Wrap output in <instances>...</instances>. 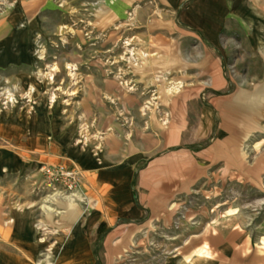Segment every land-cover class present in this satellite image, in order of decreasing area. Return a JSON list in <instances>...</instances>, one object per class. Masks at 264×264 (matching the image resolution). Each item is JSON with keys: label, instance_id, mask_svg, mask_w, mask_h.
<instances>
[{"label": "rangeland", "instance_id": "374dc122", "mask_svg": "<svg viewBox=\"0 0 264 264\" xmlns=\"http://www.w3.org/2000/svg\"><path fill=\"white\" fill-rule=\"evenodd\" d=\"M111 1L0 67V264H264V8Z\"/></svg>", "mask_w": 264, "mask_h": 264}, {"label": "crops", "instance_id": "0c3cea01", "mask_svg": "<svg viewBox=\"0 0 264 264\" xmlns=\"http://www.w3.org/2000/svg\"><path fill=\"white\" fill-rule=\"evenodd\" d=\"M137 1L138 0H112L111 2H109L107 6L104 5V7L127 8V7H131ZM164 1H166L165 5L169 8H179L185 5L186 3H193L197 0H164ZM40 6H41V0H26V1L17 2L15 4L14 9L7 15V17L2 18L0 20V67H5L11 64L20 65L23 64L24 62H28L32 60V54H31L32 39L37 23L35 16ZM210 6H215V4L212 3L210 4ZM225 6L231 7L232 9H241V13H243L242 10L246 11L245 9L248 10L249 8H264V0H230V3L226 4ZM24 21H27L26 26L22 25ZM175 102L180 103L179 99L177 98ZM204 112L207 114V111L205 109ZM174 125L173 127H176ZM185 148L186 147H179L176 148L175 150H181ZM188 148L190 149V147ZM164 154H166V152H163L154 157H150L149 159H146L147 161L144 162V164H146V167H144L142 171H147V167L148 166L150 167L154 159ZM79 160H80L79 161L80 164L86 166L84 160L81 159ZM141 160L143 159L139 158L133 162H130V164L128 163V166H131L130 168L131 172L129 174V181L131 187H133L134 179L137 173L139 172L138 169L137 168L134 169V167ZM113 176H115V174L110 175L112 179ZM133 194H134V190H133ZM135 199H137V197H135ZM231 233L236 234L237 236L239 235L241 236V233L237 229L232 230ZM33 255L35 256V254ZM25 257L27 261L22 260V257H20L12 261L7 260L5 263L29 264L31 258L27 256ZM3 261L4 258L1 259L0 262L3 263Z\"/></svg>", "mask_w": 264, "mask_h": 264}, {"label": "built area", "instance_id": "2783aa9c", "mask_svg": "<svg viewBox=\"0 0 264 264\" xmlns=\"http://www.w3.org/2000/svg\"><path fill=\"white\" fill-rule=\"evenodd\" d=\"M43 170H45V168H44ZM46 171H47V170H46Z\"/></svg>", "mask_w": 264, "mask_h": 264}]
</instances>
